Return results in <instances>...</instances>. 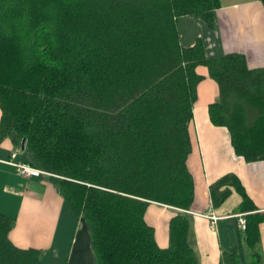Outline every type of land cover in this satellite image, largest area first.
Listing matches in <instances>:
<instances>
[{
  "label": "trees",
  "instance_id": "trees-1",
  "mask_svg": "<svg viewBox=\"0 0 264 264\" xmlns=\"http://www.w3.org/2000/svg\"><path fill=\"white\" fill-rule=\"evenodd\" d=\"M264 5V0H261ZM219 0H0V140L26 138L29 163L47 171L88 223L95 264H198L188 241L194 177L187 164L197 84L218 85L208 104L236 154L264 158V67L242 52L207 55L198 37L180 43L177 18L213 27ZM233 190L246 228L241 253L218 264H261L258 211L240 178L209 185L211 206ZM173 206L167 244L145 218L150 203ZM0 212V264H41V249L10 238Z\"/></svg>",
  "mask_w": 264,
  "mask_h": 264
},
{
  "label": "crops",
  "instance_id": "crops-1",
  "mask_svg": "<svg viewBox=\"0 0 264 264\" xmlns=\"http://www.w3.org/2000/svg\"><path fill=\"white\" fill-rule=\"evenodd\" d=\"M180 43L192 45L200 37L207 55L242 52L249 67H264V5L261 0H219L215 24L190 15L177 18ZM203 78L197 84L190 124L191 151L187 164L194 177V199L189 209L188 241L195 249L198 264H218L223 249L243 250L241 229L237 222L240 197L232 192L227 203L211 207L209 185L222 174L234 172L243 183L258 211L264 212V158L246 160L236 154L224 125L211 122L208 104L218 95L217 82L207 67L198 65ZM2 110L0 107V119ZM18 146L10 137L0 140V212L15 217L10 238L21 247L41 249V264H95L92 235L84 217L77 214L60 193L50 174L24 175L8 161L13 151L16 159L31 161L29 150ZM24 150V152H22ZM173 206L150 203L146 220L154 226L160 246L167 244V222ZM212 211L218 216L214 224L199 213ZM259 248L264 264V220L259 223Z\"/></svg>",
  "mask_w": 264,
  "mask_h": 264
},
{
  "label": "built area",
  "instance_id": "built-area-1",
  "mask_svg": "<svg viewBox=\"0 0 264 264\" xmlns=\"http://www.w3.org/2000/svg\"><path fill=\"white\" fill-rule=\"evenodd\" d=\"M17 154H18L17 151H13L11 154V158L8 159V161L10 163H12L20 173H22L24 175H39L43 172H47V171L29 163L28 161H26L24 159H16ZM199 214L209 218L211 224H214V222L218 218V216L216 214H214L212 211L201 212ZM237 222H238V225L241 229L244 230L246 228V219H245L244 214L242 212L237 214Z\"/></svg>",
  "mask_w": 264,
  "mask_h": 264
},
{
  "label": "rangeland",
  "instance_id": "rangeland-1",
  "mask_svg": "<svg viewBox=\"0 0 264 264\" xmlns=\"http://www.w3.org/2000/svg\"><path fill=\"white\" fill-rule=\"evenodd\" d=\"M21 149H22V148H21ZM22 152H24V150H22ZM232 192L237 193V194H232V195H236L237 197H240V199H241V195H239L238 192H236L235 190H233ZM232 192H231V193H232ZM231 193H230V194H231ZM230 194H229V195H228V196H227V197H226V198H225V199H224L219 205H221L222 203H224V202L226 201V199H227L229 196H231ZM230 199H231V198H228L227 203H229V205L232 206V207H233V206H236L237 203H236L235 201H234V202H233V201L231 202ZM219 205H218V206H219ZM218 206H216V207H218ZM211 207H212V206H211Z\"/></svg>",
  "mask_w": 264,
  "mask_h": 264
},
{
  "label": "water",
  "instance_id": "water-1",
  "mask_svg": "<svg viewBox=\"0 0 264 264\" xmlns=\"http://www.w3.org/2000/svg\"><path fill=\"white\" fill-rule=\"evenodd\" d=\"M25 142H26V138H24V139L22 140V143H21L22 148L25 147Z\"/></svg>",
  "mask_w": 264,
  "mask_h": 264
}]
</instances>
